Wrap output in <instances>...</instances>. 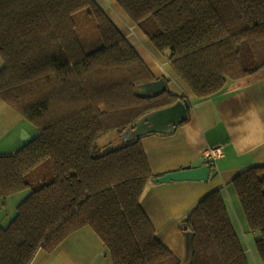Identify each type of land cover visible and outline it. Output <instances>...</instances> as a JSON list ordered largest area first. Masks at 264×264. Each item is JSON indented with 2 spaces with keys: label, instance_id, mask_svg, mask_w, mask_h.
<instances>
[{
  "label": "trees",
  "instance_id": "trees-1",
  "mask_svg": "<svg viewBox=\"0 0 264 264\" xmlns=\"http://www.w3.org/2000/svg\"><path fill=\"white\" fill-rule=\"evenodd\" d=\"M112 1L196 99L261 79L264 0ZM107 12L96 0H0V100L37 131L0 156V198L27 192L0 227V264H30L85 227L110 264H182L141 209L160 176L144 134L124 139L178 97L147 93L158 79ZM80 13L96 23L89 52L78 36ZM232 188L264 264V166L242 171ZM228 204L220 188L180 222V232L195 234L189 264H249Z\"/></svg>",
  "mask_w": 264,
  "mask_h": 264
},
{
  "label": "crops",
  "instance_id": "crops-1",
  "mask_svg": "<svg viewBox=\"0 0 264 264\" xmlns=\"http://www.w3.org/2000/svg\"><path fill=\"white\" fill-rule=\"evenodd\" d=\"M108 5L113 10L116 7L118 15L127 22H117L110 16L108 8L111 20L132 43L153 76L169 82L168 85L165 82L166 89L178 97L175 104L140 118L126 130L124 139L132 140L144 134L141 145L152 173L160 176L185 166H205V150L223 149L222 156L210 167L215 176L208 181L153 184L142 197L141 209L150 220L157 240L182 259L183 237L179 230L182 218L212 191L222 188L228 199L231 190L234 193L232 182L242 171L264 166V76L256 82L254 79L230 84L222 93L196 99L170 65L153 48L147 49L149 43L132 41L138 35L130 36V31L136 33L134 26L119 6ZM3 67L2 63L0 70ZM27 135L33 138L37 131L0 100V156L14 155L12 152H17L26 143L21 137ZM232 207L241 226L240 230L237 228V235L249 264H262L254 235L241 216L242 209L233 203V199ZM230 208L228 204L232 220ZM166 233L172 245L166 241ZM30 264H110V261L102 241L93 230L85 227L70 235L54 252L39 251Z\"/></svg>",
  "mask_w": 264,
  "mask_h": 264
},
{
  "label": "rangeland",
  "instance_id": "rangeland-1",
  "mask_svg": "<svg viewBox=\"0 0 264 264\" xmlns=\"http://www.w3.org/2000/svg\"><path fill=\"white\" fill-rule=\"evenodd\" d=\"M96 2L100 6H102L106 11H108V8H109L108 3L110 5H114L115 4L118 7V5L112 0H96ZM118 13H119V10L116 7H115V10H113L112 7L109 8L110 16L112 18H114L117 22L124 24L126 21L121 16H119ZM110 16L108 15L109 19L111 20ZM113 23L116 24L115 21ZM122 24H119V25H122ZM94 26H96V23L93 22V18L92 17L85 16L83 13H80V16H79V18L77 20V31H78V36H79V38L81 40V44L83 45L84 51L89 52L92 49V44L94 43V41L96 39V36L94 37V35L96 33V32H94ZM132 32L134 33V31H130L129 32V33H131L130 36H136V34L138 35V37L134 38V40H132V41L141 40V41H143L142 42L143 44H147V41H144L145 40L144 37H142L138 32L134 33V35H133ZM130 44H132V43H130ZM151 48H152L151 45H149L147 47L148 50H150ZM2 63H3V60H2V57L0 55V65H2ZM262 76H264V71L261 74V77ZM250 79H252V78H250ZM243 82H246V80L239 81V83H243ZM166 83L168 85L169 82H166ZM236 83L237 82H235V84ZM27 124H29V123L27 122ZM35 131H36V129H35ZM14 153H16V151L12 152V154H14ZM26 195H27V192H19V193L15 194V195L10 196L9 198H0V227L7 225L11 221V219L14 217V215L16 213L17 205L26 197ZM232 199H233V203L237 204L238 208H240L239 207V204H240L239 199H238V197L236 199L234 193L232 194V190H231V197L228 195V200H229V205L231 207L230 208V213L233 216V218H232L233 222L232 223H234V227H235L236 232H237V228L240 230L241 226H240V223L238 221V217L235 215L234 208L232 207ZM237 200H238V202H237ZM241 214H242L241 215L242 218L244 219L245 215H243V213H241ZM183 219H185V218H182V220ZM243 223H244V221H243ZM167 235H168V233H166V241H168V243H170V245H172V243L169 242L170 241V237H168ZM183 256H184V254H183ZM178 259H180L182 261L183 258L182 259L178 258Z\"/></svg>",
  "mask_w": 264,
  "mask_h": 264
},
{
  "label": "water",
  "instance_id": "water-1",
  "mask_svg": "<svg viewBox=\"0 0 264 264\" xmlns=\"http://www.w3.org/2000/svg\"><path fill=\"white\" fill-rule=\"evenodd\" d=\"M163 78L158 79L155 82H152L148 85L146 91L148 94L156 95L165 91L166 84ZM187 104V102H186ZM23 141H30L32 137L25 136L21 137ZM215 176L214 170L210 169L208 165L200 166L198 168H192L191 166H185L181 170L176 172H169L161 176H157L152 179L153 184H165L172 182H199V181H208V179ZM194 236L192 232H182L183 237V249L184 256L182 259V264H189L193 253H194Z\"/></svg>",
  "mask_w": 264,
  "mask_h": 264
},
{
  "label": "built area",
  "instance_id": "built-area-1",
  "mask_svg": "<svg viewBox=\"0 0 264 264\" xmlns=\"http://www.w3.org/2000/svg\"><path fill=\"white\" fill-rule=\"evenodd\" d=\"M222 154V147L210 148L203 152V158L207 165L211 167L215 163V160L221 157Z\"/></svg>",
  "mask_w": 264,
  "mask_h": 264
}]
</instances>
